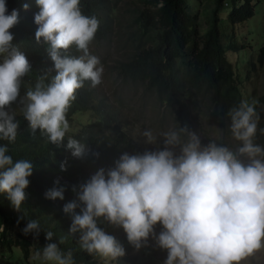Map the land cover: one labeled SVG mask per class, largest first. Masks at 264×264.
I'll return each instance as SVG.
<instances>
[{
  "label": "clouds",
  "instance_id": "obj_1",
  "mask_svg": "<svg viewBox=\"0 0 264 264\" xmlns=\"http://www.w3.org/2000/svg\"><path fill=\"white\" fill-rule=\"evenodd\" d=\"M36 4L35 41L48 45L56 75L50 81L46 74L39 76L21 96L31 64L10 31L19 23V12H9L7 0H0V141L16 140L19 122L7 109L18 103L31 132L39 130L48 142L60 145L70 128L67 112L77 90L86 81L91 87L102 83L103 64L89 51L100 21L82 13L80 0ZM23 7L27 10L28 5ZM73 46L82 54H66ZM256 103L242 100L228 113L230 132L240 142L236 151L215 141L202 145L200 136L186 125L159 135L151 129L142 131L144 143L156 145V150L122 154L114 169L98 170L81 186L79 204L64 206L65 213L73 214L69 232L79 233L80 248L108 262L126 254L113 235L98 227L101 218L122 227L137 251L151 246L149 241L166 251L163 264H241L264 247V147L254 143ZM66 147L77 158L86 153V146L72 137ZM61 170H66L64 163ZM32 174L29 160H14L7 144H0V193L16 210L26 199ZM45 198L63 200V189L54 187ZM22 231L38 235L39 222L30 221ZM53 236L47 231L45 238L51 241ZM42 256L53 264H74L72 252L65 254L58 243H48Z\"/></svg>",
  "mask_w": 264,
  "mask_h": 264
},
{
  "label": "trees",
  "instance_id": "obj_2",
  "mask_svg": "<svg viewBox=\"0 0 264 264\" xmlns=\"http://www.w3.org/2000/svg\"><path fill=\"white\" fill-rule=\"evenodd\" d=\"M145 2L148 5L141 10L138 28L134 30V50L126 59L118 61V75L122 80L143 84L164 105L165 111L173 113L179 122L187 114V101H195L198 96L208 98L214 109H220L229 117V111L243 100V91L240 87L242 79L227 51H235L242 44H236L234 40L226 44L224 28L230 25L234 31L237 25L255 14L254 7L260 1L210 0L209 5L199 11L193 0ZM24 4L28 5L27 10ZM7 7L9 12L13 9L19 12V23L10 31L14 35L13 43L31 64V71L23 78L27 83L26 90L34 87L41 75L46 74L50 81L56 72L46 51L48 45L35 41L38 26L34 15L39 12L36 0H7ZM104 7L106 0H80L82 13L96 16L100 21L95 36L97 40L105 39L111 32ZM201 13L207 23L203 29L199 22ZM259 50L258 60L262 62L264 46ZM66 54L79 56V51L73 46ZM258 104L264 106V94ZM76 111H87L89 119L77 131H68L60 145L48 142L39 130L33 134L22 113L16 114L19 128L15 142L0 141V144H7L14 160L26 159L33 165V174L25 189L26 199L19 210L14 208L6 194L0 193L3 264H26L31 254L42 252L48 243H58L65 254L71 251L74 264H92L98 257L80 248L79 233L72 235L69 232L73 214L65 213L63 208L72 201L79 204L77 194L81 186L98 170L104 169L107 173L115 168L122 154H142L144 151L131 134L120 108L99 96L88 81L77 90L67 119H72ZM69 137L86 146L83 157H74L66 147ZM62 163L66 167L64 171L61 170ZM54 187L63 189V200L45 198V193ZM80 207L75 210L76 214L80 213ZM30 221L39 222L38 235L35 232L25 235L22 231ZM97 225L106 233L111 226L102 218L98 219ZM47 231L54 233L51 241L45 238ZM13 246L18 248L20 259L11 255L9 249ZM123 247L126 254L117 259V264H131L132 258L128 254L133 246L125 242Z\"/></svg>",
  "mask_w": 264,
  "mask_h": 264
},
{
  "label": "rangeland",
  "instance_id": "obj_3",
  "mask_svg": "<svg viewBox=\"0 0 264 264\" xmlns=\"http://www.w3.org/2000/svg\"><path fill=\"white\" fill-rule=\"evenodd\" d=\"M259 1L254 7L255 14L250 19L237 25L234 31L230 25L224 28L226 44L233 40L236 44H242L235 51L228 50L227 56L242 79L240 81L243 91L242 99L249 102L253 100L258 102L260 96L264 94V59L262 62L258 60L259 49L264 46V0ZM209 3L210 0H193V5L198 11ZM147 5L145 0H106L103 12L107 14L111 32L105 39H94L89 45L90 53L99 57L104 67L102 83L95 87L97 94L120 108L121 114L127 119L131 134L143 151L156 150L157 146L145 144L140 135L142 131L151 129L154 134L159 135L161 132L185 125L190 131L200 136L202 145L215 141L218 145L236 151L240 142L236 141L230 132V118L223 115L220 109H214L208 98L198 96L197 102L196 100L187 101V114L179 122L174 119L173 113L165 111L164 105L143 84L122 80L118 75L116 65L118 61L126 59L133 52L134 30L138 28L141 10ZM199 22L202 29L206 27V18L203 13L199 15ZM81 54L79 52V55ZM26 84L23 79L21 96L26 93ZM255 106L259 121L254 143L264 147V132L260 131L264 129V106L259 104ZM7 110L15 114L21 113L18 103H13ZM88 119L87 111H76L72 119L68 120L70 124L68 131H77ZM107 234L113 235L122 246L123 243H128L122 227L110 226ZM149 244L151 246L142 247L138 251L131 249L128 254L132 258L131 264H163L167 257L166 251L155 248L151 241ZM1 250L0 247V252ZM9 251L13 257L20 259L21 254L17 247L13 246ZM42 252L40 256L31 254L29 259H26V264H53L43 259ZM1 258L0 253V264H3L4 261ZM92 264H117V260L108 262L97 257ZM241 264H264V247L243 260Z\"/></svg>",
  "mask_w": 264,
  "mask_h": 264
}]
</instances>
